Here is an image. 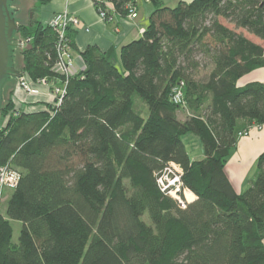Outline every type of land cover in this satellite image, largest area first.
I'll use <instances>...</instances> for the list:
<instances>
[{
  "label": "trees",
  "instance_id": "1",
  "mask_svg": "<svg viewBox=\"0 0 264 264\" xmlns=\"http://www.w3.org/2000/svg\"><path fill=\"white\" fill-rule=\"evenodd\" d=\"M108 1L122 17L135 4ZM147 1L141 37L117 59L94 46L82 52L58 108H16L13 90L4 105L3 91L0 166L21 176L0 218V264H264V152L241 193L224 171L238 134L264 125V83L238 85L264 68V0ZM17 33L28 43L16 76L46 79L51 90L55 30L32 21ZM180 84L183 121L173 102ZM188 134L202 159H190ZM171 163L195 196L184 208L156 182ZM12 222L21 224L16 243Z\"/></svg>",
  "mask_w": 264,
  "mask_h": 264
},
{
  "label": "crops",
  "instance_id": "2",
  "mask_svg": "<svg viewBox=\"0 0 264 264\" xmlns=\"http://www.w3.org/2000/svg\"><path fill=\"white\" fill-rule=\"evenodd\" d=\"M160 1L163 5H166L162 0ZM190 1L192 0H173L175 5L178 2ZM95 3L105 8L110 17L107 19L101 18ZM169 3H172V0H169ZM148 6L151 5L147 0H135L134 7L137 17L130 19L127 15L122 17L116 14L108 0H51L49 4L30 13L32 20L27 24L37 21L47 25L55 15L62 13L77 18L80 25L76 29H71V31L74 38L72 48L74 69L78 71L84 68L81 53L88 47H97L101 52L110 53L113 58L117 59L122 46L140 38L153 11V7L148 8ZM247 37L251 41L259 43V41H255L254 37L249 35ZM251 82L264 83V68L245 75L238 81V85L243 86ZM38 90L39 94L36 96H25L17 89L13 95L15 99L21 100L20 102L24 105L47 103L51 98L48 97L50 95L49 86L40 87ZM38 109H40V106H34L33 109L32 107L28 108L31 111ZM263 152L264 125H262L261 130L252 129L249 136L241 138L231 151L224 171L237 193H241L246 189L248 181L255 173L257 159ZM189 194L191 193L189 192ZM191 196V201H193L195 196L193 194Z\"/></svg>",
  "mask_w": 264,
  "mask_h": 264
},
{
  "label": "built area",
  "instance_id": "3",
  "mask_svg": "<svg viewBox=\"0 0 264 264\" xmlns=\"http://www.w3.org/2000/svg\"><path fill=\"white\" fill-rule=\"evenodd\" d=\"M126 10L128 18L135 19L137 17L136 9L133 5H127ZM98 11L99 16L104 19L106 11L105 8L104 10ZM48 25L53 28L57 34V41L55 45L56 60L53 66V72L56 73L59 78L57 79L58 83L52 88L51 97L55 108H58L61 105L62 98L65 95L66 88L71 77L75 73L83 70L81 69L77 71L74 69L71 38L68 36V32L71 29L78 28L80 22L77 18L69 16L67 13H62L55 15L51 21H49ZM26 42L28 43V40L24 42V45H26ZM24 45H22L23 48L25 47ZM17 80V90L23 92L27 96H36L39 94L38 89L40 87L49 86L46 79L32 81L27 74H20ZM181 88L182 84L173 89V102L177 105L181 104L182 106L184 103ZM13 100H16L14 95ZM255 127L260 128L261 126H254L253 128ZM251 129L252 128H249L248 130L238 134V137H247ZM181 175L182 171L179 166L171 163L167 165L157 176L156 182L162 193L177 200L179 205L184 208L185 204L188 203L185 195L186 193H189V191L182 188ZM20 176V171L13 167L10 163L0 166V195L3 189H10L11 191L14 190L18 185ZM181 193L182 197L180 196Z\"/></svg>",
  "mask_w": 264,
  "mask_h": 264
},
{
  "label": "water",
  "instance_id": "4",
  "mask_svg": "<svg viewBox=\"0 0 264 264\" xmlns=\"http://www.w3.org/2000/svg\"><path fill=\"white\" fill-rule=\"evenodd\" d=\"M32 4L33 0H0V102L3 87L16 80L20 64V55L17 53L20 50L15 48V34L19 25L32 20V15L28 13V7Z\"/></svg>",
  "mask_w": 264,
  "mask_h": 264
},
{
  "label": "rangeland",
  "instance_id": "5",
  "mask_svg": "<svg viewBox=\"0 0 264 264\" xmlns=\"http://www.w3.org/2000/svg\"><path fill=\"white\" fill-rule=\"evenodd\" d=\"M162 1H163L164 4H166V5H163V6H167V7H174L175 6V2H173V0H172V3H169V0H162ZM149 7H151V6H148V8ZM36 9H40V6L36 2V0H33V4L30 7H28V13L30 14L32 12H35ZM221 22L224 25H226L228 28H232V25L229 24L228 22H226L224 20H221ZM255 41L258 42V40H256V39H255ZM24 42L25 41H20V37H19L18 33L15 34V44H16L15 45V48H18L21 51L23 49V46L22 45H24ZM19 45H21V46H19ZM17 54L20 55L19 52ZM21 66H22V60H21V56H20L19 69L21 68ZM207 70H208L207 67L202 68L201 70H199V73H198L197 78H202L206 74ZM18 77H19V74H18V76L15 77L16 80H15V82L13 84L7 83L3 87V89H4L3 90L4 91V105L8 101V93H9V91L13 90V93L16 92L17 83H18V80H17ZM57 83H58V81H57ZM51 91H52V89L51 90L49 89V94L50 95L48 94L49 95L48 97H51ZM12 96H13V94H12ZM25 96H27V95L25 94ZM29 97H31V96H29ZM19 101H21V100H17L16 99L12 103L16 106V108L20 107L21 105L25 106V108L27 109L26 111H31V110H28V108L29 107H32V109H33L34 106H40V109L43 108V105H45V106L46 105H50V106L53 105L54 106L52 97L50 98V100L47 103L37 104V105H35V104L34 105L33 104H26V105H24L23 103H21ZM181 109L182 110H180L177 113V118L179 120H182L183 121L185 119L186 115L188 114V110H187V107H186L185 104L182 105V108ZM1 117H2V115H1ZM1 117H0V125H1L0 128H2V126L5 125L6 118H7L6 117V118L2 119ZM261 127L260 128H256L255 127V128H252V129L261 130ZM252 129H251V131H252ZM242 138H244V137H242ZM182 142H183V144H184V146L186 148V151H187V153H188V155H189V157H190L191 160H200V159H202V157H203V154H202L203 151H202V146H201V143H200L198 137H196L195 135H192V134H188V135H186V136L183 137ZM11 195H12V191L10 189H3V191H2V193L0 195V218L3 219V220L4 219L5 220L7 219L6 218V208H7L8 200L10 199ZM185 196H186L187 201H191V199H192L191 194L186 193ZM142 220L147 225L151 226V223H150V221L148 219L147 214L143 215ZM11 225H12V228H13V242L16 243L17 240H18V236H19L21 224L18 223V222H12Z\"/></svg>",
  "mask_w": 264,
  "mask_h": 264
},
{
  "label": "clouds",
  "instance_id": "6",
  "mask_svg": "<svg viewBox=\"0 0 264 264\" xmlns=\"http://www.w3.org/2000/svg\"><path fill=\"white\" fill-rule=\"evenodd\" d=\"M189 203V202H188Z\"/></svg>",
  "mask_w": 264,
  "mask_h": 264
}]
</instances>
